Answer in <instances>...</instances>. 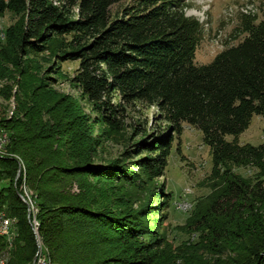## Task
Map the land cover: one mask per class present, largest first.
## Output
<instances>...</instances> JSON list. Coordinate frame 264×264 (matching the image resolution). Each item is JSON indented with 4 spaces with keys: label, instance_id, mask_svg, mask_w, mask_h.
<instances>
[{
    "label": "trees",
    "instance_id": "16d2710c",
    "mask_svg": "<svg viewBox=\"0 0 264 264\" xmlns=\"http://www.w3.org/2000/svg\"><path fill=\"white\" fill-rule=\"evenodd\" d=\"M122 2L128 3L121 14L113 15L112 7ZM189 6L186 0H0V14L19 9L27 13L19 45L26 54L73 34L64 54L80 60L75 82L113 131L123 128L126 110L112 99L118 90L126 102L155 105L175 125L188 123L200 130L216 165L256 166L260 179L255 183L235 174L226 178L225 189L210 206L207 227L217 237L233 239L231 251L240 255L233 264H264V142L242 145L225 139L244 132L254 115L264 116V0L258 8L260 19L257 13L242 14L237 35L244 38L207 64L195 62L204 30L196 17L186 14ZM2 111L6 108L0 104ZM67 117L59 98L46 87L27 90L17 98L12 115H0L10 131L8 153L25 164L47 255L54 264H102L103 245L116 242L121 253L113 258L153 264L159 240L152 235L137 242L151 233L149 225L136 216H112L116 234L102 239L97 228L101 217L110 215L86 204L87 195L69 190L67 176H100L101 166L65 143L64 136L72 132ZM164 141L156 137L150 144L147 138L133 143L136 150L148 144L142 152H152L140 160L143 176L162 175ZM13 156L0 157V179L8 182L0 190V207L17 219L10 263L27 264L35 255L36 241L20 198L18 159ZM218 221L227 223L222 234Z\"/></svg>",
    "mask_w": 264,
    "mask_h": 264
},
{
    "label": "rangeland",
    "instance_id": "374dc122",
    "mask_svg": "<svg viewBox=\"0 0 264 264\" xmlns=\"http://www.w3.org/2000/svg\"><path fill=\"white\" fill-rule=\"evenodd\" d=\"M186 1L190 5L186 14L203 24L204 36L195 51L197 64L210 63L219 52L244 38V34L237 35L242 14L257 13L258 19L262 17L258 9L262 0ZM127 3L113 6V15L121 14ZM76 12L74 8L73 16ZM26 20L27 13L21 9L0 14V104L6 108L0 115H12L17 98H22L27 90L46 87L56 94L68 116L66 126L72 129L63 140L70 142L69 147L74 151H85L93 165L101 166L100 176L83 172L67 178L71 193L87 195L86 204L110 215L107 219L101 217V226L97 228L102 239L116 234L112 216L119 219L136 216L151 231L137 242L146 241L152 235L159 240L154 248L153 264H233L240 256L231 251L233 239L217 237L207 227L210 206L225 189L226 178L235 174L255 183L260 179L259 169L232 162L216 165L212 147L200 130L188 123L175 125L155 105L126 102L118 90L112 99L123 103L126 110L123 128L113 131L75 82L80 60L69 59L64 54L73 34L61 37L60 42L46 43L41 51L26 54L19 48ZM156 137L165 138L164 170L161 176L150 179L141 174L139 165L144 155L152 152H142L148 144L136 150L133 143L147 138L150 144ZM225 139L242 145L261 144L264 116L254 115L244 132L228 134ZM157 149L158 146L153 148L155 152ZM0 185L5 187L8 182L0 179ZM224 223L216 224L221 234L227 226ZM103 246L102 264H131L127 258H113L121 253L116 242Z\"/></svg>",
    "mask_w": 264,
    "mask_h": 264
},
{
    "label": "built area",
    "instance_id": "2783aa9c",
    "mask_svg": "<svg viewBox=\"0 0 264 264\" xmlns=\"http://www.w3.org/2000/svg\"><path fill=\"white\" fill-rule=\"evenodd\" d=\"M9 136H5L3 131V125L0 121V146H8ZM0 157H11L10 156H0ZM20 178V170L17 171L16 181ZM20 186V181L18 182ZM2 189L0 185V190ZM34 195V191L31 190L30 197H27L30 205V217L31 221H33V212H37V210L32 205V196ZM18 234L17 230V219L15 217L10 216L4 207H0V264H11L10 258V247L13 245V241ZM27 264H44V257L41 255V252L38 247V252L35 254V259L31 260Z\"/></svg>",
    "mask_w": 264,
    "mask_h": 264
},
{
    "label": "bare ground",
    "instance_id": "6f19581e",
    "mask_svg": "<svg viewBox=\"0 0 264 264\" xmlns=\"http://www.w3.org/2000/svg\"><path fill=\"white\" fill-rule=\"evenodd\" d=\"M3 131L5 133V136H9V143H10L11 138H10L9 131L6 130L4 127H3ZM8 155L10 156V154L7 151V146H0V156H8ZM18 161H19L18 163H20L18 170H20V171L22 170V177H23L22 178L23 183H21L20 186H19V194L21 196L22 201L27 206L28 220H29V223L31 225V228H32V231H33V234H34V237H35V241H36V251H35V254L38 252V247H39V250L41 252V255H43V257H44V264H54L53 263V260L46 253L45 243L43 241V238L41 237L42 235H40V231H39V221H38L39 208H38L37 202H36V200L34 199L33 196H32V205L37 210V212H33V221L35 222V224L31 221V217H30V205H29V201L27 199V197H30L31 190L29 189V186L26 183V178H25L26 177V174H25L24 162L21 161V160H19V159H18ZM11 248L12 247H10V253H11ZM10 258H11V255H10ZM34 259H35V255H34L33 260Z\"/></svg>",
    "mask_w": 264,
    "mask_h": 264
}]
</instances>
